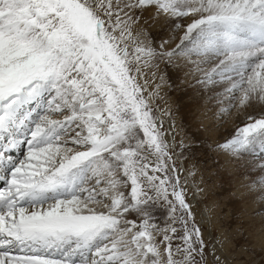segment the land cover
I'll use <instances>...</instances> for the list:
<instances>
[{
  "label": "snow or ice",
  "instance_id": "6c2138e0",
  "mask_svg": "<svg viewBox=\"0 0 264 264\" xmlns=\"http://www.w3.org/2000/svg\"><path fill=\"white\" fill-rule=\"evenodd\" d=\"M0 178V264H264V0H0Z\"/></svg>",
  "mask_w": 264,
  "mask_h": 264
},
{
  "label": "rangeland",
  "instance_id": "374dc122",
  "mask_svg": "<svg viewBox=\"0 0 264 264\" xmlns=\"http://www.w3.org/2000/svg\"><path fill=\"white\" fill-rule=\"evenodd\" d=\"M238 125V124H237ZM236 125V126H237ZM240 125V124H239ZM233 126V128L235 127V123H234V125H232ZM231 126V127H232ZM238 127V126H237ZM236 127V128H237ZM233 128H229V130H223L222 132L224 133V136H228L227 134H229V133H231V130L233 129ZM235 129V128H234ZM25 131H26V129H25ZM226 131H228V133L226 132ZM23 158V149L21 150V154H20V159H22ZM228 190V191H227ZM230 191V187H223V188H217L216 190H215V193H214V195L216 196V197H218V198H223L222 199V202L224 203V204H226V206H227V208H230V209H233V208H231L232 207V201H234L235 200V197H232V195H231V192H229ZM228 192V193H227ZM210 195H211V193H210ZM234 210V209H233ZM232 221H229V223H231ZM257 251H259V249H257Z\"/></svg>",
  "mask_w": 264,
  "mask_h": 264
},
{
  "label": "bare ground",
  "instance_id": "6f19581e",
  "mask_svg": "<svg viewBox=\"0 0 264 264\" xmlns=\"http://www.w3.org/2000/svg\"><path fill=\"white\" fill-rule=\"evenodd\" d=\"M238 124V125H237ZM240 122L239 121H236L235 122V127L234 128H236L237 126L239 127L240 125ZM232 125H234V123H232V124H229V126H228V128L226 129V130H229V128H233V126ZM237 125V126H236ZM232 126V127H231ZM234 128L231 130V132L234 130ZM223 130H225V129H222L221 131H223ZM227 133H228V131H226ZM227 135H229V134H227ZM226 137V136H225ZM12 156L14 157V154H12ZM228 191V190H227ZM235 190L233 189V188H231L230 187V191L229 192H231V195H232V193L234 192ZM228 193V192H227ZM232 197H235V200L234 201H232V207L231 208H233L234 209V211H237V212H239V211H244V210H248L249 212H251L252 211V209H251V207L250 206H248L247 204H245L244 202H243V200H242V198L239 196V195H236V196H233L232 195Z\"/></svg>",
  "mask_w": 264,
  "mask_h": 264
}]
</instances>
